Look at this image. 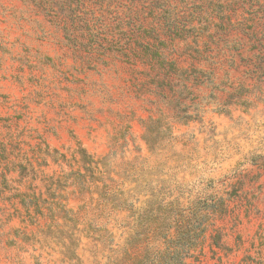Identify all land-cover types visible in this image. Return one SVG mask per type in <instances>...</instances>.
<instances>
[{
    "label": "rangeland",
    "instance_id": "374dc122",
    "mask_svg": "<svg viewBox=\"0 0 264 264\" xmlns=\"http://www.w3.org/2000/svg\"><path fill=\"white\" fill-rule=\"evenodd\" d=\"M0 264H264V0H0Z\"/></svg>",
    "mask_w": 264,
    "mask_h": 264
},
{
    "label": "trees",
    "instance_id": "16d2710c",
    "mask_svg": "<svg viewBox=\"0 0 264 264\" xmlns=\"http://www.w3.org/2000/svg\"><path fill=\"white\" fill-rule=\"evenodd\" d=\"M144 141H145L146 145L151 149L155 145L154 138L150 135H145ZM82 155L84 157V160H83L84 165H88V167H91L92 165L98 164L97 162H94L93 159L89 155H86V153H84V151L82 152ZM93 168L96 169V167H93Z\"/></svg>",
    "mask_w": 264,
    "mask_h": 264
}]
</instances>
